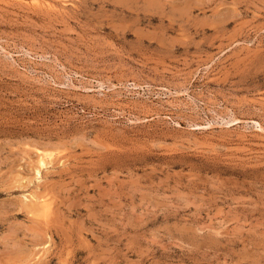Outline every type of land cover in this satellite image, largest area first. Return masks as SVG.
<instances>
[{"label": "rangeland", "instance_id": "rangeland-1", "mask_svg": "<svg viewBox=\"0 0 264 264\" xmlns=\"http://www.w3.org/2000/svg\"><path fill=\"white\" fill-rule=\"evenodd\" d=\"M0 264H264V0H0Z\"/></svg>", "mask_w": 264, "mask_h": 264}, {"label": "bare ground", "instance_id": "bare-ground-1", "mask_svg": "<svg viewBox=\"0 0 264 264\" xmlns=\"http://www.w3.org/2000/svg\"><path fill=\"white\" fill-rule=\"evenodd\" d=\"M45 158V157H44ZM48 200V199H47Z\"/></svg>", "mask_w": 264, "mask_h": 264}]
</instances>
